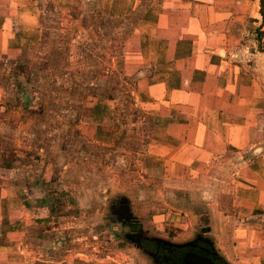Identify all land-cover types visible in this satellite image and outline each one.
<instances>
[{
  "label": "crops",
  "instance_id": "1",
  "mask_svg": "<svg viewBox=\"0 0 264 264\" xmlns=\"http://www.w3.org/2000/svg\"><path fill=\"white\" fill-rule=\"evenodd\" d=\"M95 14L123 35L114 62L123 88L108 91L107 77L102 92L87 87L86 110L77 114L91 121L73 123L82 131L74 146L81 160L112 164L90 146L120 141L107 138L115 113L88 100L122 91L135 117L114 100L112 111L130 130L133 139H122L134 142L128 153L137 165L129 178L123 164L116 178L91 164L83 173L88 197L124 195L107 194L118 179L136 207L156 203L155 189L177 194L227 264H264V0H0V264H122V248L92 250L85 240L75 250L81 239L63 235L81 222L80 204L60 182L68 165L47 155L64 143V111L32 106L14 74L47 32L82 34ZM47 115L54 137L33 139L47 129Z\"/></svg>",
  "mask_w": 264,
  "mask_h": 264
},
{
  "label": "rangeland",
  "instance_id": "2",
  "mask_svg": "<svg viewBox=\"0 0 264 264\" xmlns=\"http://www.w3.org/2000/svg\"><path fill=\"white\" fill-rule=\"evenodd\" d=\"M85 25V32L77 35L68 34L67 32L63 34L47 32L40 45L26 51L20 61L23 64L16 66L14 74L16 77L18 75L21 76L22 83L25 84V88L30 92L31 100L29 101L32 106H45L46 109L57 106L62 107L64 111L61 116L63 122L61 126L64 128L57 135L60 139H63L64 143L58 144L57 147L50 146L49 149L51 151H48L47 155L53 161L55 158L60 159V156H62L64 165H68L69 170L66 169V173L64 169L61 170L63 176L60 178V182L64 192L70 195L68 198H72L73 202L80 204L81 208L77 213H79L78 219L81 222L78 225L76 224V226H70L71 228L64 231L63 235L70 238L73 236L75 240L81 239L77 244H73L76 246H73L76 248L75 250L84 249L86 241L90 240L91 242H88V246L92 250L116 251V249L122 248V264H154L150 258L137 250L134 245L131 246L129 244L130 242L121 233L120 228L110 226L109 220L113 215L109 205L116 194L112 193L113 196H109L107 200L103 199L105 198L103 194L99 195L98 198H92L88 197L87 192H85L88 180L84 179L83 175L91 164L99 171L103 170L102 165H105L106 171L116 172V178L122 175L120 168H122L123 164L128 166V172L131 174L129 178L133 175L132 171L134 170L132 168L137 165L133 161L132 154L128 153L131 152L132 148L136 147L134 142L122 139V136L130 133V130L122 131V122L119 121L121 115L118 114V107L116 106L118 112L112 111L111 100H114L116 102L115 105H120L122 110L128 113L130 121H133L132 118L135 117L133 104L128 103L127 98L122 99V91L121 98L112 97L108 99V97L103 98L96 95L94 99L88 100V104L96 103L98 105V103H101L100 105L109 109L111 114L113 113L114 115L115 113L109 121V136L107 138L112 137V139L116 138L120 139V141L115 146H112V149H100L95 144L90 146L94 150L95 159L104 156L112 164L104 161L91 163L90 161L81 160L83 156H81L80 150L78 152V146H74L73 138L77 137L79 132L82 131L72 129L74 128L73 126H81L80 123H73L77 120L80 122V116L85 114L82 112L79 116L77 113L81 108L86 110L87 102L83 94H85L87 87L94 88L96 93L97 91L102 92L104 81L105 83L108 81L107 77L110 78L106 85L108 91L117 90L116 92H118L120 88H123L118 64L114 65V62L117 63V59L120 57L123 35L115 30L110 32V27L114 28L113 25L115 23L107 21L102 16H98V14H95V17L86 18ZM96 100H98V103ZM49 117V115L46 116L47 129L40 133L33 131L32 135L34 136H31L33 139L41 135L40 139L42 141L45 138L48 140L54 137L52 129L49 128L52 123ZM69 121H71L72 126H69V124L65 126V122ZM81 121V123H87L91 120L88 121L87 118H83ZM85 131L81 135L90 137V131H86V133ZM122 132L124 133L123 135ZM128 138L133 139L131 134ZM135 157H138V155L136 154ZM118 181L119 179L115 183L111 182L113 186L107 194L112 191L122 190V194L125 195V186L121 188ZM125 183L122 182V184ZM155 190V198L158 200L153 205H144L143 208L136 207V202L131 205L136 217L140 219V225L145 235L160 237L168 243L178 245L194 241L197 233H200L207 225L202 224L195 217L196 211L184 212L182 210L183 206L177 200V194L167 198L164 196L163 191H160V189ZM145 198L150 200V197H144L142 199L143 202ZM168 199L171 201L168 202ZM72 205L74 206V203ZM70 212L67 213L71 214ZM69 232L70 234H67ZM206 237L210 236L206 235Z\"/></svg>",
  "mask_w": 264,
  "mask_h": 264
},
{
  "label": "flooded vegetation",
  "instance_id": "3",
  "mask_svg": "<svg viewBox=\"0 0 264 264\" xmlns=\"http://www.w3.org/2000/svg\"><path fill=\"white\" fill-rule=\"evenodd\" d=\"M110 211L113 215L109 220L110 226L121 229L131 246L150 258L154 264H183V256L188 251H193L201 255L209 256L221 264L219 255L214 247V242L210 237H206V228L197 233L194 241L190 245L172 244L156 236L145 235L141 227L140 219L136 217L131 207V202L125 195L116 196L111 199ZM109 211V212H110ZM206 238H209L208 241ZM220 256V255H219Z\"/></svg>",
  "mask_w": 264,
  "mask_h": 264
},
{
  "label": "water",
  "instance_id": "4",
  "mask_svg": "<svg viewBox=\"0 0 264 264\" xmlns=\"http://www.w3.org/2000/svg\"><path fill=\"white\" fill-rule=\"evenodd\" d=\"M201 234V233H200ZM208 241L209 238H206ZM183 245H190V243H184ZM183 264H217L209 256L201 255L199 253L188 251L183 256Z\"/></svg>",
  "mask_w": 264,
  "mask_h": 264
},
{
  "label": "trees",
  "instance_id": "5",
  "mask_svg": "<svg viewBox=\"0 0 264 264\" xmlns=\"http://www.w3.org/2000/svg\"><path fill=\"white\" fill-rule=\"evenodd\" d=\"M218 257H220V259H216V260H221V264H227L226 261L219 255H217ZM215 261V260H214ZM216 262V261H215ZM217 263V262H216Z\"/></svg>",
  "mask_w": 264,
  "mask_h": 264
}]
</instances>
